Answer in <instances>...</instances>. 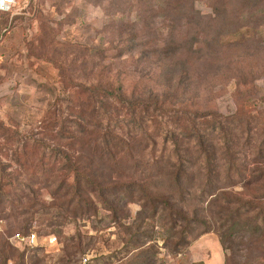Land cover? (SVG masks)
<instances>
[{"label":"rangeland","instance_id":"obj_1","mask_svg":"<svg viewBox=\"0 0 264 264\" xmlns=\"http://www.w3.org/2000/svg\"><path fill=\"white\" fill-rule=\"evenodd\" d=\"M173 3L29 0L18 13L0 11V162L6 165L0 170V180L6 183L0 189V264H79L82 258L86 264H205L190 261L187 246L172 253L160 217L143 220L146 214H138V201L128 202V214L114 220L101 205L90 213L92 207L68 202L64 189L55 191L65 171L50 157L48 144L62 146L78 164L106 160L107 153L92 157L88 148L93 143L77 142L70 148L75 140L52 138L45 128L52 114L68 128H78L79 111L99 105L81 85H109L115 94L122 88L127 96L156 99L165 108L235 112L234 128H264V0ZM133 32L140 40L137 48H130ZM215 35L220 38L214 40ZM185 70L186 91L166 95L170 74ZM7 97L13 101L5 102ZM115 104L112 98L102 109L116 114ZM141 113L150 137L137 133L142 128L123 125L126 139L136 133L128 141L135 159L124 151L116 162L107 160L102 170L109 176L122 170L123 177L135 178L134 164L140 158L173 154L171 141L164 143L154 121ZM94 128L88 125V135H96ZM31 135L40 141H29L22 152L16 141ZM211 138L217 142L216 134ZM80 144L85 149H79ZM17 181L33 182V188ZM65 181L71 182V175ZM234 188L245 192L240 184ZM241 216L252 219L250 212ZM252 224L240 225L231 236L220 230L201 234L197 256L208 258L209 264H264V233L258 234ZM201 230L197 226L192 235ZM17 234L24 239H12ZM30 234L37 244L27 242Z\"/></svg>","mask_w":264,"mask_h":264},{"label":"trees","instance_id":"obj_2","mask_svg":"<svg viewBox=\"0 0 264 264\" xmlns=\"http://www.w3.org/2000/svg\"><path fill=\"white\" fill-rule=\"evenodd\" d=\"M183 1L185 0H175L176 4H173L183 6ZM259 11H262L261 8ZM130 34L128 39L133 42L130 48L139 47L138 35L134 32ZM205 36L210 37L209 34ZM219 38L218 35L214 36V40ZM156 49L157 47L153 48ZM178 74H170L166 89L169 93L166 95L186 91V70L179 71ZM101 86L92 85L82 89L81 85V91L86 90L90 98L94 96V101L97 99L99 105L91 106L89 111L83 109L81 112V108L79 109L78 128H68L65 120L59 121L54 114L48 117L45 128L52 138L75 140L70 142L71 145L68 144L70 148L77 142L93 143L88 148L92 157L100 151H104L102 155L107 153L106 160L102 158V161L94 163V159H89L78 164L62 146L48 144L50 157L55 162L59 161V169L62 167L65 171L64 179L59 180L55 191L64 189L65 195H69L68 202L76 200L80 204H86L89 209L92 207L90 213L97 211V205H101L113 213L114 220H120L128 214V202L138 201L141 205L138 214H146L143 220L160 217L168 232L165 240H172V253L188 247L201 234L216 230L231 236L239 230L240 225L243 227L253 223V229L258 234L264 233V128H234L232 124L237 116L235 112L222 115L209 111L191 112L165 108L164 103L156 99L141 100L134 95L127 96L120 86L121 90L116 94L108 89L109 85ZM112 98L117 102L113 106L118 111L116 114H111L106 108L102 109L103 104L110 103ZM149 107L153 111L148 113ZM143 111L150 121H154V129L158 128L156 131L160 132L163 142L171 141L174 146L173 154L151 156L146 161L140 158V163L134 164V170L138 173L135 178L123 177L122 172L120 173L122 170L115 176H109L102 170L107 166V160L116 162L118 155L124 151V156L135 159L128 141L136 133L129 134L127 140L121 132L123 125L129 130L142 128L137 133L150 137L149 126H144L145 122L143 123ZM197 120H200V126ZM90 124L95 127V138L92 132L88 135L87 128ZM117 124L121 126L117 128ZM82 134L89 138L81 137ZM213 134L218 137L217 144L211 138ZM29 141L38 142L40 139H35L33 135L20 137L16 141L18 149L23 148L25 150L22 152H26ZM155 143L153 140V144ZM79 149L85 148L81 145ZM5 166L0 162V170ZM114 167L121 168L118 165ZM68 175H71V182L65 181ZM17 183L20 186L21 181ZM32 183L21 185L31 190ZM5 184L0 180V189ZM7 184L10 185L11 182L8 181ZM236 184H240L245 192L235 190ZM3 197L0 193V199ZM248 212L252 215L251 220L241 216ZM197 226H201L202 230L192 235ZM221 241L224 242V239Z\"/></svg>","mask_w":264,"mask_h":264},{"label":"built area","instance_id":"obj_3","mask_svg":"<svg viewBox=\"0 0 264 264\" xmlns=\"http://www.w3.org/2000/svg\"><path fill=\"white\" fill-rule=\"evenodd\" d=\"M29 0H0V11L3 12H12L18 13L19 10H21L24 5L28 2ZM15 239L17 241H22L24 238L23 236L20 235H15L12 237V239ZM27 239V242L30 244H37V238L34 234H30L29 236L25 237ZM87 263V258H82L79 264H86Z\"/></svg>","mask_w":264,"mask_h":264},{"label":"crops","instance_id":"obj_4","mask_svg":"<svg viewBox=\"0 0 264 264\" xmlns=\"http://www.w3.org/2000/svg\"><path fill=\"white\" fill-rule=\"evenodd\" d=\"M10 36H12V33L7 34L5 38L8 39ZM2 54L3 53L0 52V61H1L2 57H4ZM48 92H49L48 94L53 93V91H50V90ZM0 100H1V98H0ZM9 100L13 101V99L7 97L5 99V102H8ZM0 104H1V101H0ZM6 104L9 105L10 103H6ZM7 110L8 109L6 108L4 111H7ZM206 234H209V233H206ZM206 234H204V235H206ZM200 237L191 242V244L188 246V248H187L188 250L185 252V254L188 255L187 257H189L190 261H192V262L200 261V262H204L205 264H209V262H207L208 258H203V256H197L198 254L195 252L198 245H202V240H200Z\"/></svg>","mask_w":264,"mask_h":264}]
</instances>
